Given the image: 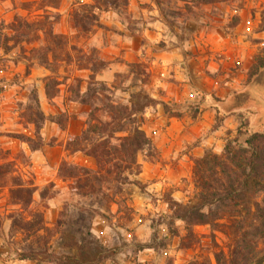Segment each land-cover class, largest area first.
<instances>
[{
	"label": "rangeland",
	"instance_id": "rangeland-1",
	"mask_svg": "<svg viewBox=\"0 0 264 264\" xmlns=\"http://www.w3.org/2000/svg\"><path fill=\"white\" fill-rule=\"evenodd\" d=\"M16 19L35 32L0 47V264H54L19 254L47 244L72 255L81 230L103 248L88 264L228 259L235 229L226 215L190 225L170 202L195 201L197 158L264 126V67L249 77L264 61V0H0V33ZM75 88L96 97L73 101ZM143 95L154 99L138 114L153 148L136 152L140 172L79 193L84 169H97L83 149L99 138L79 140L82 131Z\"/></svg>",
	"mask_w": 264,
	"mask_h": 264
},
{
	"label": "trees",
	"instance_id": "trees-1",
	"mask_svg": "<svg viewBox=\"0 0 264 264\" xmlns=\"http://www.w3.org/2000/svg\"><path fill=\"white\" fill-rule=\"evenodd\" d=\"M33 27L32 23L16 19L9 26L11 34L0 33V47L9 50L12 47L9 41L30 42L35 32ZM39 63L49 67L50 62L42 54ZM258 67H264V61L252 67L250 78L256 75ZM100 84L99 91H106V86ZM94 90L81 92L79 88H75L71 90V99L87 104L96 97ZM47 94L52 95L49 90ZM152 102L153 98L143 95L128 107L110 105L108 122L88 125L82 131L79 140L89 139V133L96 134L99 138L83 149L95 159L97 169H84L83 177L76 181L79 193H87L86 190L93 189L95 183L99 184L108 178L117 183L127 182L130 175L140 172L136 152L150 150L153 143L139 128L138 114ZM117 131H126L127 134L115 136ZM112 139L117 142H112ZM195 168L201 190L194 202L179 204L172 200L170 203L174 216L193 225L213 224L216 219L226 215L235 229L233 247L228 259L223 254L216 255L217 264H264V251L258 249L259 244L264 247V126L262 130L248 135L242 144L235 138L228 140L221 154L206 151L195 160ZM22 191L28 193L29 189L24 188ZM30 201L27 194V199L18 203L26 207ZM20 223L27 222L21 219ZM60 225L61 222H58V226ZM78 233V237L71 236V248H75L72 255H54L46 244L42 249L29 245L20 252L19 257L54 264H88L100 259L103 248L98 238L88 230Z\"/></svg>",
	"mask_w": 264,
	"mask_h": 264
}]
</instances>
